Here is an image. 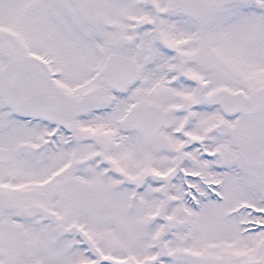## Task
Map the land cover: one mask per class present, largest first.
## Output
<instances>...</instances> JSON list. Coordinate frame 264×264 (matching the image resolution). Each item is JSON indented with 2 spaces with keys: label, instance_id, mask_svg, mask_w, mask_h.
Masks as SVG:
<instances>
[{
  "label": "snow or ice",
  "instance_id": "1",
  "mask_svg": "<svg viewBox=\"0 0 264 264\" xmlns=\"http://www.w3.org/2000/svg\"><path fill=\"white\" fill-rule=\"evenodd\" d=\"M0 264H264V0H0Z\"/></svg>",
  "mask_w": 264,
  "mask_h": 264
}]
</instances>
